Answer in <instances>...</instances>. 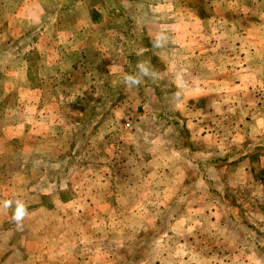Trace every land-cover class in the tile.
I'll list each match as a JSON object with an SVG mask.
<instances>
[{
	"label": "rangeland",
	"instance_id": "374dc122",
	"mask_svg": "<svg viewBox=\"0 0 264 264\" xmlns=\"http://www.w3.org/2000/svg\"><path fill=\"white\" fill-rule=\"evenodd\" d=\"M247 20L264 0H0V202L28 209L0 264H264V88L201 82Z\"/></svg>",
	"mask_w": 264,
	"mask_h": 264
},
{
	"label": "crops",
	"instance_id": "0c3cea01",
	"mask_svg": "<svg viewBox=\"0 0 264 264\" xmlns=\"http://www.w3.org/2000/svg\"><path fill=\"white\" fill-rule=\"evenodd\" d=\"M247 22V27L243 31V35L237 40L243 41V44L239 45L238 48V60L234 61L235 55L226 59L227 50L223 46L219 56L213 55L215 62L209 66H213L212 69L204 71V74L201 75L203 77L202 84L215 86V91L213 90L211 92L209 100L223 102L244 101L243 99L246 93L252 92V89H249L252 85L254 88L257 85L264 88V20H262V23L256 20H247ZM193 32V28H187L185 32H181V35L177 33L175 36L194 41L196 35ZM198 48L191 47L186 51L195 54ZM196 54L199 55V51ZM200 58L201 56L199 55ZM202 62H204V58H202V61L198 60L194 64L200 65ZM226 72L234 75L229 76ZM247 99L249 98L247 97ZM246 120H248L246 126L249 127L251 140L263 139L264 113L260 115L251 113L247 116Z\"/></svg>",
	"mask_w": 264,
	"mask_h": 264
},
{
	"label": "clouds",
	"instance_id": "9594fccd",
	"mask_svg": "<svg viewBox=\"0 0 264 264\" xmlns=\"http://www.w3.org/2000/svg\"><path fill=\"white\" fill-rule=\"evenodd\" d=\"M167 39L168 38L163 30L157 32L152 41L153 47H162L167 42ZM137 68L139 70V76L129 74L124 77V83L126 86H139L141 83V77L149 75V70L144 64H138ZM0 208L13 209L12 221L17 225L18 230H22L23 221L28 215V209L26 207V204L20 199H16L15 201L8 199L0 202Z\"/></svg>",
	"mask_w": 264,
	"mask_h": 264
}]
</instances>
